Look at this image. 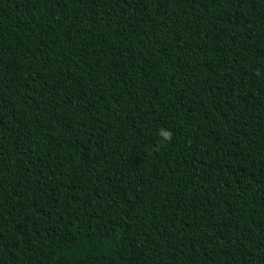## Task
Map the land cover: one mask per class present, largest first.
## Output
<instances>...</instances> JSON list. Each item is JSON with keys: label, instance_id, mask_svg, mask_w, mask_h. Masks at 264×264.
Here are the masks:
<instances>
[{"label": "trees", "instance_id": "16d2710c", "mask_svg": "<svg viewBox=\"0 0 264 264\" xmlns=\"http://www.w3.org/2000/svg\"><path fill=\"white\" fill-rule=\"evenodd\" d=\"M0 264H264V0H0Z\"/></svg>", "mask_w": 264, "mask_h": 264}, {"label": "clouds", "instance_id": "9594fccd", "mask_svg": "<svg viewBox=\"0 0 264 264\" xmlns=\"http://www.w3.org/2000/svg\"><path fill=\"white\" fill-rule=\"evenodd\" d=\"M158 135L163 143H170L173 138V132L170 129L162 128L160 129ZM161 146L163 145L161 144Z\"/></svg>", "mask_w": 264, "mask_h": 264}]
</instances>
